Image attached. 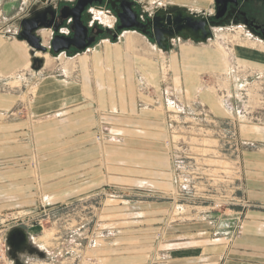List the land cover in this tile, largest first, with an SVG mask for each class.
Returning a JSON list of instances; mask_svg holds the SVG:
<instances>
[{
    "label": "rangeland",
    "instance_id": "obj_1",
    "mask_svg": "<svg viewBox=\"0 0 264 264\" xmlns=\"http://www.w3.org/2000/svg\"><path fill=\"white\" fill-rule=\"evenodd\" d=\"M12 1L14 11H21L24 0ZM136 1L137 7L148 12L169 2ZM31 9L32 5L27 14ZM3 17L0 12V20ZM96 17L103 24L113 21L108 14L97 13ZM4 22L8 23L2 20L0 24ZM212 30L213 35L206 41L175 37L166 50L129 30L121 32L120 39L100 35L84 50L58 55L46 46L50 33L41 44L46 50L33 48L24 39L16 40L15 34L0 37L9 43L16 42L21 48L20 67L0 70V95L5 98L0 104V122L17 125V135L13 128L0 132V146L4 148L0 159L27 157L23 164L31 171L36 192L32 203L0 208V233L5 234L6 240L0 264H226L247 259L238 253L252 251L238 244L245 212L241 228L233 236H225L221 230L213 234L215 230L205 210L221 199L242 200L246 203L241 207L243 211L260 206L245 197L243 156L251 151L264 155V141L258 143L248 137L251 128L264 129V39L255 37L241 24L216 26ZM43 35L38 31L41 39ZM16 50L17 46L9 51L17 53ZM0 53V64H6L14 55L9 57L2 48ZM41 53H47L48 58L39 57ZM105 64L115 65L114 77L123 73L125 77L127 64L132 67L137 96L148 95L153 99L149 106L163 114L166 130L163 144L169 160L174 152L186 158L196 184L194 198L181 200L173 181L171 189L144 194L132 185L105 182L98 190L60 203L46 202L41 188L45 150L41 143H48L51 148L58 145L60 133H52L48 139L39 135L38 141L34 125L41 117L35 116L33 110L36 105L42 108L46 104L42 100L35 102L38 79L31 76L37 75L34 69L43 65L46 76L71 77L82 68L85 78H96L105 74ZM128 96H122L124 102H129ZM104 100L101 90L99 97L95 89L91 100L96 115L92 138L99 149L103 176L107 174L104 150L108 142L114 141L101 120H97L105 111L101 106ZM17 122L24 123L22 133ZM256 135L257 140L264 139ZM22 143L28 148L20 156L17 155L21 149H9ZM231 207L234 205L224 203L212 209L223 211ZM16 228L22 230L21 238L15 244L7 242L10 231ZM220 236V243L210 241ZM186 241L196 246L192 249L193 257L184 258L176 249L171 250L174 244L181 246L183 243L179 242Z\"/></svg>",
    "mask_w": 264,
    "mask_h": 264
},
{
    "label": "crops",
    "instance_id": "obj_2",
    "mask_svg": "<svg viewBox=\"0 0 264 264\" xmlns=\"http://www.w3.org/2000/svg\"><path fill=\"white\" fill-rule=\"evenodd\" d=\"M31 1L33 4L38 0ZM31 1L24 0L23 4L21 3L24 5L23 10L18 12V10L14 11L12 6L15 4L14 1L0 0V4L3 5L0 12L5 16V18H1L0 22L2 20L8 22L0 24L2 27H0V37L10 38L15 34L16 40L20 41L16 34L17 21L26 16L32 5ZM214 4V0H169L164 5L159 4L158 6L161 8L177 6L184 8L187 12L212 15ZM12 26L15 27L11 29ZM122 33L118 35L119 39ZM48 35L49 32L43 39ZM146 38H144L146 41L149 40L148 37ZM153 43L155 44L154 41ZM16 46L17 53L9 51L11 47L15 48ZM155 46L157 45L155 44ZM0 48L7 50L8 56L14 53L6 64H0V70L2 67L7 70L20 67L18 64L20 45H17L16 42H6L0 38ZM152 48L154 47L152 46ZM104 68L106 69L105 74L96 76V78L95 76L85 78L80 71L82 68L77 69L74 76L58 78V74L44 75L42 71L44 68L41 65L38 69H34L37 75L31 76L38 79L35 102L42 100L46 104L42 108H39L40 105H36V109L33 110L35 116L41 117L40 122L34 125L38 141L39 135L48 139L52 133H60L58 145L51 148L48 143H41L45 146L41 161L43 170V186L41 185V188L43 187L45 191L43 197L49 205L98 190L105 182L122 186L132 185L140 189V193L143 194L152 193L151 191L154 192V190H168L172 187L171 161L163 144L166 137L163 114L149 106L148 103L152 98L148 95L139 94L137 96L133 70L129 64L126 67L128 71L125 77L124 73L120 77H114V64H105ZM95 89L98 91L99 97L100 90L101 95L105 97L101 104L105 111L101 112L100 117L97 116V120H101L108 133L114 138V141L108 142L109 145L104 150L107 161L105 176L101 172L99 149L92 138L96 115H94L93 101L91 100ZM128 95L131 99L129 102H124L122 96L129 97ZM4 100L3 94L0 95V104ZM53 100L57 103H52ZM216 107L226 113L220 106ZM17 124L22 133L24 123L17 122ZM16 127L17 125L9 126L0 122V132L6 133L9 128H13L16 134ZM248 135L250 139L258 143L264 141V139L257 140L254 137L255 135L258 138L264 136V129L251 128ZM52 140L54 143L55 139ZM27 148L24 143L21 146L9 147L12 150L21 149L17 156H20ZM3 152V146H0V156ZM259 153L251 151L246 152L243 156L245 197L249 202L260 206L244 209L243 232L238 244L245 250L251 249L252 251H239V255L246 256L247 259L228 261L226 264H264V155L260 156ZM26 159L27 157L0 159L1 210L8 208L7 206L16 208L20 204L32 203L35 198L36 192L31 179V171L23 164ZM17 164L23 167H15L18 166ZM8 181H10L9 184ZM43 189H40V192ZM3 202L14 203V205H5ZM221 238V236L210 238V241L212 239L215 243H220ZM179 243L183 244L181 246L174 244L171 250L176 249L175 251L183 254L184 258L193 257L192 249L196 246L190 245V241Z\"/></svg>",
    "mask_w": 264,
    "mask_h": 264
},
{
    "label": "water",
    "instance_id": "obj_3",
    "mask_svg": "<svg viewBox=\"0 0 264 264\" xmlns=\"http://www.w3.org/2000/svg\"><path fill=\"white\" fill-rule=\"evenodd\" d=\"M46 0H42L45 3ZM214 13L212 15H205L196 12H187L184 8L177 6H170L168 9L158 8L152 16H146V24L143 23L141 17L136 13L132 7L126 5L121 13H118L117 17L119 25L117 31L121 32L127 30H137L146 37L152 39L154 37L155 44L162 50H166L170 45V39L175 36L182 38H190L195 41H206L213 35V27L222 26L220 21L214 19L220 18L225 13L235 10L239 0H214ZM85 4L84 0H78L77 7L78 12L73 14L75 18V24L77 29L72 37H68L61 34H55L50 40L52 50L56 55L64 52L70 45H75L78 50H84L92 42V39L86 38V29H82L79 32L78 24L79 11ZM231 4V5H230ZM229 9V10H228ZM34 11V10H33ZM47 12H55V8L48 4L43 9L35 10L32 12V16L24 18L21 22L22 32L18 36L20 39H24L33 48H42L40 39L33 34V30L38 26L34 17L36 14ZM149 26L152 29L153 35H149L143 28ZM58 26L54 27V31H57ZM119 33L114 34L113 38H116ZM78 41H84L82 44H78ZM76 51L75 53H77ZM35 60V59H34ZM32 60V61H34ZM22 230L16 228L12 232L10 231L7 242H13L14 244L21 238Z\"/></svg>",
    "mask_w": 264,
    "mask_h": 264
},
{
    "label": "flooded vegetation",
    "instance_id": "obj_4",
    "mask_svg": "<svg viewBox=\"0 0 264 264\" xmlns=\"http://www.w3.org/2000/svg\"><path fill=\"white\" fill-rule=\"evenodd\" d=\"M85 4L82 9L79 11V21L78 24L79 32L82 29H86V38L92 39L99 38L100 35H109L112 36L116 33H121L129 30H123L121 32L117 31V26L119 25L118 13L123 11V8L126 5L132 7V9L138 13L139 17L143 23L146 24V16H152L154 12L158 9L155 8L152 12H148L144 10L142 7H137L135 2L136 0H84ZM78 0H46L45 3L42 0H38L37 2L32 4V9L30 12L17 21L18 30L16 34L19 36L22 32L21 22L24 18H28L32 16V12L35 10L43 9L48 4H51L55 8V12H47L44 14H36L33 18L36 19L38 26L33 30V34L38 36V30L40 28L50 29L51 33L48 36V49L52 50L51 39L55 34H61L68 37H72L77 29V25L75 24V18L73 14L78 12L77 5ZM139 3V2H137ZM231 5V4H230ZM170 6L163 7L162 9H168ZM161 8V7H160ZM34 10V11H33ZM229 10V9H228ZM105 12L109 16L112 17L113 21L111 24H103L98 17H96L97 13ZM216 21H220L222 25L229 24H241L247 30H249L255 37H260L264 39V0H239L238 5L235 7L234 11L225 13L220 18L214 19ZM58 26L57 31H54V27ZM149 35H153L152 29L149 26L143 27ZM131 31V30H130ZM118 34V35H119ZM15 36V35H14ZM178 37V36H175ZM40 39V44H42V39ZM146 38V36H145ZM147 39V38H146ZM150 39V38H149ZM175 38L170 39L169 45H171V41ZM22 40V39H21ZM154 41V37L151 39ZM149 41V40H148ZM84 41H78V44H82ZM150 42V41H149ZM155 42V41H154ZM43 46V45H42ZM76 46L70 45L66 52L69 51H77ZM64 53V52H63Z\"/></svg>",
    "mask_w": 264,
    "mask_h": 264
},
{
    "label": "built area",
    "instance_id": "obj_5",
    "mask_svg": "<svg viewBox=\"0 0 264 264\" xmlns=\"http://www.w3.org/2000/svg\"><path fill=\"white\" fill-rule=\"evenodd\" d=\"M188 163L186 162V158H184L181 154L173 153L171 157V176L174 184V189L176 191L177 196L181 197L180 199L186 198H194L196 194V184L194 182L193 176L190 174V170L188 169ZM217 200L218 203H214L213 207L207 206L208 209L205 210V216L209 221L212 228L215 230L213 232L214 235H217L218 230H221L223 234L233 236L237 230L241 228V216L243 213V209L241 207L246 206V203H242V200H237L234 202L227 200ZM230 204L234 205V207L227 208L223 211L213 210L212 208H220L222 204ZM217 209V208H216ZM229 209V211H227ZM212 211L218 212L215 216L212 215ZM210 213V214H209ZM5 234L0 233V256L4 251L5 247Z\"/></svg>",
    "mask_w": 264,
    "mask_h": 264
},
{
    "label": "bare ground",
    "instance_id": "obj_6",
    "mask_svg": "<svg viewBox=\"0 0 264 264\" xmlns=\"http://www.w3.org/2000/svg\"><path fill=\"white\" fill-rule=\"evenodd\" d=\"M100 14L101 15H105L106 13L105 12H100ZM105 21H108L107 20V18H105ZM216 27V26H215ZM214 28V27H213ZM125 30H127V29H125ZM38 31H40V32H42L44 35H43V38H44V36L46 35V33H44V32H49L50 33V29H40V30H38ZM131 31H134V30H131ZM135 32H137V31H135ZM139 34H141V33H139ZM142 36H144L143 34H142ZM145 37V36H144ZM44 41H45V39H43V43H44ZM153 43V42H152ZM46 46H47V44H46ZM48 47V46H47ZM37 49V48H36ZM38 49H41V50H46L44 47H43V49L42 48H38ZM39 57H43V58H48V55H47V53H45V54H39L38 55Z\"/></svg>",
    "mask_w": 264,
    "mask_h": 264
}]
</instances>
